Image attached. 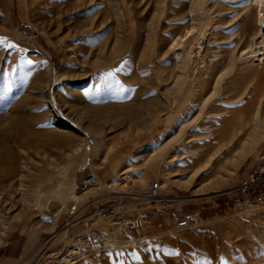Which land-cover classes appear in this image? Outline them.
I'll return each mask as SVG.
<instances>
[{"label": "rangeland", "instance_id": "1", "mask_svg": "<svg viewBox=\"0 0 264 264\" xmlns=\"http://www.w3.org/2000/svg\"><path fill=\"white\" fill-rule=\"evenodd\" d=\"M263 30L264 0H0V264H264V203L232 195L264 168ZM149 181L160 221L79 239Z\"/></svg>", "mask_w": 264, "mask_h": 264}, {"label": "built area", "instance_id": "2", "mask_svg": "<svg viewBox=\"0 0 264 264\" xmlns=\"http://www.w3.org/2000/svg\"><path fill=\"white\" fill-rule=\"evenodd\" d=\"M86 186L90 187L89 183ZM232 195L244 203H264V168H254L242 173L232 190ZM141 198L130 201L91 199L89 211L80 218L81 228L86 233L79 239L92 238L97 232L96 224L102 221H110L118 230L135 234L160 221L170 200L159 192V184L149 181ZM188 223V219L183 218L176 221L173 228L183 231L188 227Z\"/></svg>", "mask_w": 264, "mask_h": 264}, {"label": "bare ground", "instance_id": "3", "mask_svg": "<svg viewBox=\"0 0 264 264\" xmlns=\"http://www.w3.org/2000/svg\"><path fill=\"white\" fill-rule=\"evenodd\" d=\"M263 34H264V30H263ZM186 38H188L189 43H190L189 45L185 44L187 46V49H188L187 57H186L187 60L186 61L191 63L192 61H195V57H197L199 55V53L201 52L202 45H199L198 42L193 43L192 38H191V33H188L186 35ZM263 60H264V38H262L259 43L252 45V47H250L248 50L242 51L240 56H239V61L238 62L242 63V64L249 65L250 63L254 64L256 62H260V61H263ZM223 76H225V75H223ZM217 80H219V79H217ZM215 86H216V88H215V91H216V89H218V87H219V82L218 81L216 82ZM156 171H157V174H159L160 170L157 169ZM117 174H118V172H116L114 174V179H115V177H117ZM123 179L125 180V182H128V179L130 180V178H128V177L127 178H123ZM87 183H89L90 186H92V185H102V186L108 187V186H113L114 185L113 183H111V181H109L108 183H105L99 178V176L92 175V174H90L83 181L82 186L86 188L87 187L86 186ZM161 187H162V185H160V183H159V191H160ZM86 193H88V192H85L83 194H86ZM164 196L167 197L166 195H164ZM141 197H142V195L134 197L133 200H136V199H140L141 200L142 199ZM167 198H169V197H167ZM169 200H170V198H169ZM71 252L72 251H70V254H68L66 257H63L62 260L64 261L65 258H67L69 255H71Z\"/></svg>", "mask_w": 264, "mask_h": 264}, {"label": "snow or ice", "instance_id": "4", "mask_svg": "<svg viewBox=\"0 0 264 264\" xmlns=\"http://www.w3.org/2000/svg\"><path fill=\"white\" fill-rule=\"evenodd\" d=\"M0 46H3V47H5V48H14V47H15V45L8 43V42L5 40V38H2V37H0ZM24 63H25L26 65H29V66H30V65L32 64V61H31V60H26V61H24ZM112 77H113V73L109 72V73H107V74L105 75L104 79L107 80V79H110V78H112ZM115 84H116V86L120 87L118 81H116ZM136 259L138 260L139 257H137Z\"/></svg>", "mask_w": 264, "mask_h": 264}]
</instances>
